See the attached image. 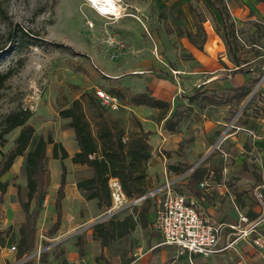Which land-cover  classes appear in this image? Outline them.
<instances>
[{"label": "rangeland", "instance_id": "rangeland-1", "mask_svg": "<svg viewBox=\"0 0 264 264\" xmlns=\"http://www.w3.org/2000/svg\"><path fill=\"white\" fill-rule=\"evenodd\" d=\"M116 4L119 14L105 16L85 0H0V48L10 45L8 33L16 25L20 29L16 36L24 41L20 50L7 51L0 59V72L14 70L0 87V124L8 113L28 108L32 116L27 123L34 127L35 136L50 134L54 141L62 143L69 154L62 161L52 159L51 145L47 146L50 178L41 210L49 201L47 195L53 200L56 197L62 164L67 170L66 202L73 206V193L78 190L76 182L90 177L92 171L86 165L70 161L78 146L70 120L61 118L59 110L69 106L83 92H93L96 97V90L111 94L110 90L115 88L125 90L121 86L132 85L140 90V75L135 74L138 70L159 78L169 76L168 79L178 86L169 114L174 110L178 112V131L187 136L176 146L175 143L157 144L156 132L149 131L151 158L146 164L148 187L172 180L176 192L186 198L194 194L210 204L213 198L209 194L213 189L217 191L223 186L233 190L235 177L240 175V178L245 176L248 179L253 168L250 162L244 165L237 163L232 151L227 157L224 150L228 146L226 149L223 146L226 133L236 131V127L227 130V126L239 124L257 111L255 107L258 100L261 101L257 90L264 79L259 84L247 79L250 93L242 100L224 102L233 93L225 85L224 77L233 74L236 65L244 70L253 69L261 75L260 79L264 77V18L256 14L253 0H117ZM219 9L228 11L227 25L233 22V33L229 32L228 26H222ZM188 32L198 44L203 41L202 50L180 35ZM223 33L228 38V44L221 37ZM217 45H223L224 51L219 53ZM195 52L201 53L204 58L213 55L214 62L209 58L206 62L204 59L201 61L194 55ZM240 61L244 65L241 66ZM175 69L179 70L176 74L172 71ZM118 79L120 83L116 82ZM196 94L198 96L190 100ZM202 94L216 97L218 103L207 104L201 99ZM126 101V98L119 100L118 109L107 112L111 117L121 119L125 136H128L136 130L132 114L142 124L139 116L154 119L158 113L155 109L137 110L127 106ZM242 106L244 111L238 112ZM86 112L93 122L91 111L86 108ZM210 121L223 127L202 146L199 133L204 128L202 124ZM222 123L227 124L224 127ZM19 129L5 135L6 142L0 146V153L12 146ZM143 129L147 130V127ZM240 131L248 133V130ZM176 166L181 167L183 172L177 173L173 169ZM16 170L7 175V191H18L25 200L23 163ZM193 178L199 179V182L195 183ZM78 193L77 201L81 202L79 209L83 217L90 209L98 212L76 228L82 234L110 215L120 219L133 211L130 202L120 210L117 207L111 211L110 207L104 210L97 207L96 200L87 201L80 190ZM52 208L54 211V206ZM38 228L37 235L40 233ZM47 229L46 226L41 229V234L45 235ZM124 240L120 243L124 244L119 246L125 247L133 242ZM45 245V239L38 235L37 245L30 253L34 254L33 259L38 257V246L45 249ZM178 256L177 264H189L186 252ZM200 259L211 264L214 258Z\"/></svg>", "mask_w": 264, "mask_h": 264}, {"label": "crops", "instance_id": "crops-1", "mask_svg": "<svg viewBox=\"0 0 264 264\" xmlns=\"http://www.w3.org/2000/svg\"><path fill=\"white\" fill-rule=\"evenodd\" d=\"M253 1L255 3L254 9L256 14L264 18V2H259L257 0ZM218 47L220 48L219 53L224 51L222 48L223 45H219ZM200 54L201 53L197 52L194 53L201 61L204 59L206 62L211 59L210 61L214 62V58H212L213 55L208 57V59L202 57ZM239 64L242 66L244 62L240 61ZM172 71L175 74L179 72L178 69ZM144 73H142L141 70L135 72L137 76L140 75L139 85L142 86L140 90L135 89L132 85L121 87L125 88L131 94L145 92L147 89H150L152 91V96L172 103L178 86L169 79L159 78L153 74ZM260 76L261 75H259L258 72L256 73L253 69L244 70L238 65V67L236 66L233 70V74L223 77L227 82L225 85L232 89L233 85H247V79H251V82L259 84L260 80L264 79V77L260 79ZM175 79H177L176 75ZM116 82L120 83L119 79L116 80ZM257 94L258 98H261V101L258 100L257 102L258 106L255 107V109L259 111V114L255 111L254 115L247 116L242 119L239 124L235 123L234 126L236 127V131L233 130L226 133L223 146L225 149L226 146H228V149L224 150V153L227 152V157L232 151L233 154L232 152L231 154L234 156L237 163L241 165H244L246 162L251 163L253 168L249 171L250 178L249 176L248 179L245 176L240 178V175L235 177V185L232 186L233 190L223 186H220L217 191L213 189L212 194H209V197L213 198L210 202L211 205L204 199H199V197L194 194H191L189 198H187L189 202L194 203L201 211L218 223L239 225L241 229L252 227L248 236L238 239L227 249L215 255L208 256L214 258L211 264H264V247L259 248L252 243L254 238L264 240V111H262L264 110V81L260 83ZM133 107L137 108V110L151 109L145 106ZM243 107L244 106H242V108L240 107L238 112H243ZM129 109L132 110L131 108ZM139 118L143 121V127H147L145 131L156 132L155 142L157 144L175 143L176 146L180 143L182 138L187 136L180 131L177 133L165 132L163 130L164 120L157 123L155 118L143 119L140 116ZM222 124H224L225 127L227 123ZM202 125H204V128L199 133V136L202 138L200 141L202 146L205 141H211L212 135L218 134L217 131H220L222 129L221 127H223L211 121L205 122ZM240 129L248 130V133L251 135L240 131ZM23 161L24 158L22 156L17 157L10 170L2 176V178L5 177L4 180H2V178L1 180L7 181V175L9 173H15L17 171L16 169H19ZM244 173H248V171H244ZM192 180L195 183L199 182V179L193 178ZM67 188L68 185L65 187V196L62 200L61 224L58 231L52 236L41 234V229H44L45 226L49 228L56 219L55 209L53 211L52 208L55 199L53 200L50 195H47V197L49 196V201L41 210L37 220V227H39L38 233L40 232L38 235L45 239L46 245L42 257L35 256L34 259L30 258L33 260L34 264H177L176 260L180 258L178 254L181 255L182 253L176 246L162 244V236L155 229L154 225L155 204L153 200L148 199L149 209L146 213L144 223L141 221L139 211L145 201L136 205H131L133 211L123 218L119 219L110 215L107 219L113 218L114 220L121 221L131 214L135 225L129 233L110 241L105 246H101L100 240L92 235V228L88 229L85 234H82V232L76 229L82 222L96 216L98 212L95 209H90L83 217L79 209L81 202L77 201L79 190H75L73 186V189L77 191L73 193L75 195V202L77 203L73 202V206H69L66 202V199H68ZM16 194L17 192L8 189L0 202L1 210L3 211V216L1 215L0 217V231L11 226V235H13V237L8 236L5 239V245L0 247V264H23L25 261V256L18 259L16 251L10 250V246L15 244L13 240L18 238L17 228L24 220L20 204L13 200L16 198ZM21 199L23 200V198ZM202 200L205 202L203 203ZM125 203L127 202L122 203L119 207L116 206L117 209L119 208L118 210H120ZM110 208H112L111 210L115 209L113 203H111ZM241 217L245 218V220L241 221ZM16 219H18L17 223ZM236 235H238L237 231H233L226 227L221 235L219 245L225 246L228 242L232 241ZM123 239H125L124 242H126L127 239L133 242L132 244L127 243L125 247L119 246L124 244H120ZM79 242L81 252H79ZM176 251H178V254ZM196 256L200 255L187 256L189 264H208L200 259L203 256H200V258H196Z\"/></svg>", "mask_w": 264, "mask_h": 264}, {"label": "trees", "instance_id": "trees-1", "mask_svg": "<svg viewBox=\"0 0 264 264\" xmlns=\"http://www.w3.org/2000/svg\"><path fill=\"white\" fill-rule=\"evenodd\" d=\"M257 1L264 2V0ZM225 10H218L222 26L225 28L228 26L229 32L233 33V22L227 25L229 13ZM15 27L8 33L10 45L0 48V59L12 49L20 50L23 47L24 41L16 36L20 30L19 26L16 25ZM180 35L185 36L198 50H202L203 41L201 45L198 44L190 32ZM221 37L225 44H228V38L224 33L221 34ZM236 66L238 67V65ZM13 72L14 70L11 69L0 72V87ZM168 78L169 76L166 77V79ZM232 90L233 93L224 99V102L244 99L250 93L251 88L249 85H233ZM126 91V89L115 88L110 90V93L121 101L126 98L125 104L127 106H145L157 110L158 114L155 121L160 123L164 120L163 130L168 133L178 132L180 117L175 110L169 114L171 110L170 101L152 96L150 89L134 94H127ZM197 96L198 94L190 100L193 101ZM201 99L207 104L218 103L217 98L210 95L202 94ZM86 108L91 111L93 122L90 121ZM107 111L108 109L100 104L93 92H83L79 97L73 99L69 106L59 110L61 118L70 120L69 125L73 130L78 146V150L70 157V161L73 164L86 165L92 171L90 177L77 181L76 187L82 192L85 200H96L97 207L104 210L108 209L112 203L108 186V181L111 178L118 180L122 193L127 199L142 196L152 188L148 187L146 174V164L151 158V146L148 143L150 132L145 131L140 120L132 114L131 117L135 122L136 130L125 136V128L121 119L111 117ZM31 116L32 111L30 109L22 108L5 115L0 124V146L6 142V134L20 128L17 136L13 139L12 146L7 151L0 153V202L9 185L8 181L1 180L2 176L10 170L17 157L22 156L24 158L26 199L22 200L18 191L16 198L13 199L20 204L24 215L23 222L17 228L18 238L13 240L18 259L30 254L36 247L37 220L50 178V172L47 168V146L51 145L52 159L62 161L69 157L62 143L54 141L50 134L46 137L35 136L34 127L27 123ZM90 155L93 158H90ZM173 169L177 173L183 172L179 166L173 167ZM66 173V167L62 164V172L54 201L56 219L46 231L48 236L54 235L61 224ZM148 201L145 200L139 211L143 223L149 209ZM32 203L33 206L31 207ZM134 225L131 214L121 221L109 218L94 224L92 235L100 240L101 246H105L110 241L129 233ZM11 230L12 227L8 226L5 230L0 231V247L5 245V239L8 236L13 237ZM78 246L79 252H81L80 242ZM23 264H34V262L32 259H28Z\"/></svg>", "mask_w": 264, "mask_h": 264}, {"label": "built area", "instance_id": "built-area-1", "mask_svg": "<svg viewBox=\"0 0 264 264\" xmlns=\"http://www.w3.org/2000/svg\"><path fill=\"white\" fill-rule=\"evenodd\" d=\"M96 97L100 104L108 110L118 109L120 105L117 97L105 91L96 90ZM234 127V124H230L227 126V130ZM220 142L221 139L218 144ZM89 157L93 158L92 155ZM108 186L114 207H119L124 202L136 205L148 199L153 200L155 204L154 225L162 236V244L176 246L181 253L186 252L188 255H200L203 257L215 255L230 247L238 239L248 236L252 229V227L241 229L239 225H225L216 222L194 203L189 202L183 194L176 192L174 190V181L172 180H166L150 188L144 195L134 199L125 197L117 179H109ZM240 220H245V218L241 217ZM226 227L237 231L238 235L225 246H220L221 235ZM252 243L256 247H264V240L260 238H254ZM10 250L16 251L15 245L12 244ZM43 251L44 248L42 249L38 246L36 250L37 256L39 257ZM33 256L34 254L27 255L24 260Z\"/></svg>", "mask_w": 264, "mask_h": 264}, {"label": "bare ground", "instance_id": "bare-ground-1", "mask_svg": "<svg viewBox=\"0 0 264 264\" xmlns=\"http://www.w3.org/2000/svg\"><path fill=\"white\" fill-rule=\"evenodd\" d=\"M102 15H118L117 0H85Z\"/></svg>", "mask_w": 264, "mask_h": 264}]
</instances>
